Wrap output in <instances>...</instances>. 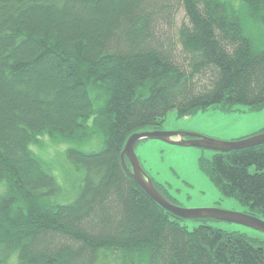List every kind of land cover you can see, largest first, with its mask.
<instances>
[{"label":"trees","instance_id":"16d2710c","mask_svg":"<svg viewBox=\"0 0 264 264\" xmlns=\"http://www.w3.org/2000/svg\"><path fill=\"white\" fill-rule=\"evenodd\" d=\"M236 1L0 0V264H264V239L208 218L188 229L120 158L130 134L162 128L171 111L264 108V49L241 19L264 25V0ZM41 135L99 139L66 150L84 172L69 203L53 201L59 185L30 149ZM198 165L264 219V143Z\"/></svg>","mask_w":264,"mask_h":264},{"label":"rangeland","instance_id":"374dc122","mask_svg":"<svg viewBox=\"0 0 264 264\" xmlns=\"http://www.w3.org/2000/svg\"><path fill=\"white\" fill-rule=\"evenodd\" d=\"M231 1L239 8L236 0ZM241 15L245 33L251 41L253 50H263L264 25L252 21L244 10ZM183 17L184 13L181 9L176 14L171 27L173 34ZM262 128H264V108L251 110L244 104H235L231 112H223L219 108L211 107L193 115L178 116L176 111H171L162 125V129L166 131L193 132L227 142L247 138ZM99 145L97 136L86 141H65L54 140L48 135L39 136L30 145L31 151L45 161L59 185L58 193L52 197L53 201L61 204L73 201L82 184L84 172L73 166L66 156V150L76 148L82 151H94ZM135 153L145 173L156 184L164 186L166 195L175 201L174 204L188 209L218 208L240 214L250 213L248 206L232 197L223 196L199 169V159L201 157L210 159L212 150L168 144L158 139H142L135 145ZM250 170H253V167ZM208 223L215 228L264 239V233L242 224L223 220H212ZM185 224L188 229H192L198 222L188 219ZM138 264L145 262L142 260Z\"/></svg>","mask_w":264,"mask_h":264},{"label":"water","instance_id":"95a60500","mask_svg":"<svg viewBox=\"0 0 264 264\" xmlns=\"http://www.w3.org/2000/svg\"><path fill=\"white\" fill-rule=\"evenodd\" d=\"M187 137V138H186ZM142 139H158L168 144L179 146H196L217 152H228L252 147L264 143V132L254 134L236 141H221L193 132L166 130H138L126 139L120 154L121 162L131 178L145 192V194L170 214L182 219L223 220L251 227L264 233V219L251 214L229 212L218 208H182L165 198L153 185L151 178L143 170L135 153V145ZM125 158L130 164L126 166Z\"/></svg>","mask_w":264,"mask_h":264},{"label":"flooded vegetation","instance_id":"af4514ba","mask_svg":"<svg viewBox=\"0 0 264 264\" xmlns=\"http://www.w3.org/2000/svg\"><path fill=\"white\" fill-rule=\"evenodd\" d=\"M143 130V129H142ZM148 130H154V129H148ZM157 130H163L162 128H159V129H157ZM187 138V137H186Z\"/></svg>","mask_w":264,"mask_h":264}]
</instances>
